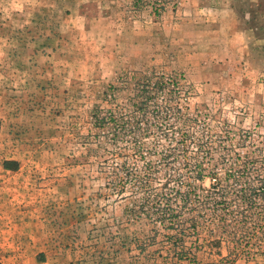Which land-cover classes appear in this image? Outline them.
<instances>
[{"label":"rangeland","instance_id":"374dc122","mask_svg":"<svg viewBox=\"0 0 264 264\" xmlns=\"http://www.w3.org/2000/svg\"><path fill=\"white\" fill-rule=\"evenodd\" d=\"M0 264H264V0H0Z\"/></svg>","mask_w":264,"mask_h":264}]
</instances>
